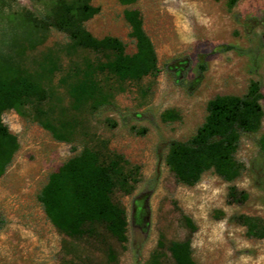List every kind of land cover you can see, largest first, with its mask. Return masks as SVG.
<instances>
[{
  "label": "rangeland",
  "instance_id": "1",
  "mask_svg": "<svg viewBox=\"0 0 264 264\" xmlns=\"http://www.w3.org/2000/svg\"><path fill=\"white\" fill-rule=\"evenodd\" d=\"M92 4L101 11L86 23L87 29L100 39H120L127 53L134 54L126 7L118 0ZM50 5L32 0L0 5V62L40 71L45 57L56 58L57 71L44 81L50 95L46 108L56 122L73 129L72 142H59L30 109L9 127L21 148L0 177V264H149L162 237L166 243L191 238L199 264H264V238L251 236L241 219L255 217L264 224V122L258 133L243 134L237 157L246 169L232 183L210 171L187 186L166 164L169 143L188 141L197 132L210 100L245 96L252 80L262 84L264 93V0H241L233 10L227 0H139L133 8L143 14L160 72L122 84L103 77L113 97L98 110H76L63 78L86 59L103 61L104 56L70 51L68 36L51 27L38 43L39 35L20 20L26 12L38 17ZM168 111L180 118L164 121ZM102 142L104 152L124 157L127 170L139 168L132 193H114L129 221V241L121 245L111 240L117 263H110L94 240L73 239L58 230L39 201L51 174L86 147L101 149ZM232 186L248 199L232 201ZM185 216L197 225L195 233ZM164 264H174L170 255Z\"/></svg>",
  "mask_w": 264,
  "mask_h": 264
},
{
  "label": "trees",
  "instance_id": "2",
  "mask_svg": "<svg viewBox=\"0 0 264 264\" xmlns=\"http://www.w3.org/2000/svg\"><path fill=\"white\" fill-rule=\"evenodd\" d=\"M3 1L0 0V5ZM32 1L51 3L38 17L30 12L20 16L25 26L39 35L38 43L44 41L45 29L51 27L68 36L70 51L89 50L105 58L103 61L86 59L64 76L63 82L76 110L84 106L98 110L110 103L113 94L105 89L103 77L108 82L122 84L160 72L157 50L145 29L143 14L133 8L139 0H118L126 7L124 16L130 26V37L136 43L134 54L127 53L126 45L120 39L111 36L100 39L87 29L86 23L101 11L92 4L93 0ZM240 1L227 0L228 9H235ZM57 69L58 62L52 56L45 57L40 71L0 62V177L5 175L21 148L18 136L2 121L3 113L8 110L13 109L23 116L30 109L33 119L57 141H73L72 125L56 122L46 108L50 95L44 81ZM263 100L262 84L255 80L250 82L245 96H219L210 100L206 120L197 132L188 141L169 143L166 164L177 181L194 186L210 171L229 183L239 179L246 169L237 157L242 137L245 133L261 130ZM179 118L174 111L163 115L164 121ZM102 145L101 149L86 147L51 174L39 201L58 230L73 239L94 240L103 246L108 261L117 263L118 252L111 240L121 245L129 241V221L127 210L115 201L114 193L117 189L132 193L139 182L134 178L139 168L127 170L128 162L124 157L107 154L103 151L106 143L102 142ZM260 148L264 154V135L260 139ZM229 195L234 202L248 199L247 193H239L235 186L230 188ZM241 219L251 236L264 238L261 220L250 216ZM184 221L191 234L198 230L188 216ZM168 255L174 264H199L193 255L191 238L169 243L160 238L149 264H164Z\"/></svg>",
  "mask_w": 264,
  "mask_h": 264
},
{
  "label": "built area",
  "instance_id": "3",
  "mask_svg": "<svg viewBox=\"0 0 264 264\" xmlns=\"http://www.w3.org/2000/svg\"><path fill=\"white\" fill-rule=\"evenodd\" d=\"M20 117L21 115L17 111L12 109L3 113L2 121L5 125L12 128L14 125H17Z\"/></svg>",
  "mask_w": 264,
  "mask_h": 264
}]
</instances>
